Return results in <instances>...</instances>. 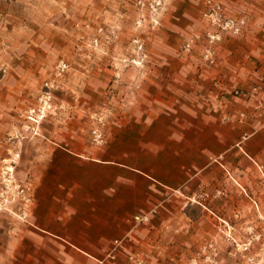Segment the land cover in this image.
I'll return each instance as SVG.
<instances>
[{
	"label": "crops",
	"instance_id": "crops-1",
	"mask_svg": "<svg viewBox=\"0 0 264 264\" xmlns=\"http://www.w3.org/2000/svg\"><path fill=\"white\" fill-rule=\"evenodd\" d=\"M244 14L248 26L225 40L231 51L212 66L197 61L200 70L167 73L161 58L152 59L160 66L140 93L157 96L127 104L104 145L70 120L55 126L57 135L7 136L15 128L8 112L36 102L32 84L54 42L15 52L0 87V179L10 152L19 151L16 173L32 183L33 200L25 218L0 214V264H95L128 235L117 255L137 264L156 238L210 239L211 213L238 227L259 218L264 184L252 161L264 164V0ZM140 213H151L150 222L135 226Z\"/></svg>",
	"mask_w": 264,
	"mask_h": 264
},
{
	"label": "rangeland",
	"instance_id": "rangeland-1",
	"mask_svg": "<svg viewBox=\"0 0 264 264\" xmlns=\"http://www.w3.org/2000/svg\"><path fill=\"white\" fill-rule=\"evenodd\" d=\"M136 1L0 0V87H6L8 82L13 62L9 59L14 58L24 44L40 40L54 42L43 77L32 84L36 102L22 110L8 112V125L15 126L8 130V137L45 136L52 129L57 135L62 129L55 126L70 120L80 126L81 133L95 145V129H99L106 140L114 121L125 118L127 104L151 103L157 96L149 91L140 93L143 83L160 66L152 59L161 58L164 61L161 66H165L167 73L179 68L197 71L202 65L195 62L203 61L206 66H212L218 56L228 55L231 49L225 40L241 33L225 32L221 39L211 43L209 34L216 27L205 15L208 0H166L157 25L151 22L148 8L141 9ZM212 1L225 13L244 17L247 27L250 14L245 16L244 10L258 7L261 0ZM188 43L190 46L186 47ZM167 84H173V80L168 79ZM248 87L237 88L244 92ZM47 92L51 98L45 102ZM170 96L168 92L166 97ZM13 152L0 179V190L6 184L10 190L5 197L9 199V209H0V214L6 212L20 217L11 189L15 182H31L28 177H18L16 170L22 156L17 150ZM252 164L264 184V164L255 160ZM250 197L254 209H258L257 197L251 193ZM196 199L194 201H198ZM150 219L134 221V224H146ZM209 227L212 237L208 240L168 237L159 243L160 239L156 238L149 245L151 250L138 258L141 264H264L263 211L257 220L248 219L240 227L211 213ZM130 240L128 235L123 243ZM93 262L132 264L133 259L116 254L96 258Z\"/></svg>",
	"mask_w": 264,
	"mask_h": 264
},
{
	"label": "built area",
	"instance_id": "built-area-1",
	"mask_svg": "<svg viewBox=\"0 0 264 264\" xmlns=\"http://www.w3.org/2000/svg\"><path fill=\"white\" fill-rule=\"evenodd\" d=\"M166 3V0H137L136 4L141 8L144 9L145 7L148 8L150 13L151 22L154 25L159 24L160 22V14L161 10ZM208 8L205 12L206 16L211 18L212 24L216 27V30L209 34V39L211 43L218 41L221 39L222 33H231V34H239L242 29L246 25V19L244 17H232L228 16L221 8L220 5L213 3L212 0H208ZM190 44L188 43L186 47H189ZM51 98L50 92L45 94V102H47ZM93 141L97 144L105 143V136L99 130L95 129L93 131ZM219 161V159H216ZM14 191V194L11 196L12 200L17 202L19 205V215L20 217L25 218L27 214L24 210L32 203L33 200V185L32 183H25L22 184L20 182H15L13 184V188L11 189ZM10 192L8 184L4 186L0 190V209H9L7 207L8 198L6 199V194ZM150 213H140L134 216V221L136 223L139 222H146L150 218ZM123 239H116L112 250L110 252V256H115L117 252L120 250V246L123 244ZM137 264H141L140 261Z\"/></svg>",
	"mask_w": 264,
	"mask_h": 264
}]
</instances>
